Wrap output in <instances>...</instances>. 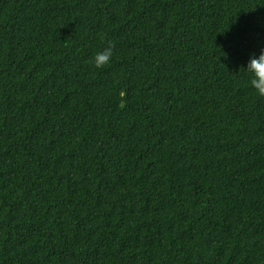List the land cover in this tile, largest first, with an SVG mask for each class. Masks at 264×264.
<instances>
[{
  "label": "trees",
  "instance_id": "trees-1",
  "mask_svg": "<svg viewBox=\"0 0 264 264\" xmlns=\"http://www.w3.org/2000/svg\"><path fill=\"white\" fill-rule=\"evenodd\" d=\"M262 49L264 0H0V264H264Z\"/></svg>",
  "mask_w": 264,
  "mask_h": 264
},
{
  "label": "clouds",
  "instance_id": "clouds-1",
  "mask_svg": "<svg viewBox=\"0 0 264 264\" xmlns=\"http://www.w3.org/2000/svg\"><path fill=\"white\" fill-rule=\"evenodd\" d=\"M113 49L114 43L109 42L105 48L97 52L92 60L94 67L103 68L109 64L113 56ZM252 55L255 56V54ZM246 71L251 74L250 86L259 96L264 97V49L261 50L258 58H250Z\"/></svg>",
  "mask_w": 264,
  "mask_h": 264
}]
</instances>
